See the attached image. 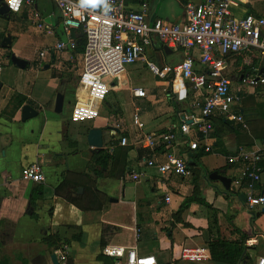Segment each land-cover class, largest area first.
<instances>
[{"label":"crops","instance_id":"obj_1","mask_svg":"<svg viewBox=\"0 0 264 264\" xmlns=\"http://www.w3.org/2000/svg\"><path fill=\"white\" fill-rule=\"evenodd\" d=\"M206 1L187 0V3ZM125 2L129 10L144 12L151 21L161 19L175 25L186 22L185 5L180 0ZM231 2L239 15L264 16V0ZM61 21L60 11L52 0H37L19 14L0 16V264H52L54 254L59 264L62 256L71 257L74 264H113L112 259L102 254L101 241L105 246L137 248L140 255L154 256L158 264H240L249 256L246 243L243 252L238 245V252L233 254L234 263L212 259L211 242L226 239L229 231H235L233 240L226 239L232 242H241L242 233L250 239L257 236L258 246L250 255H264V210L259 204L248 202L247 182L244 181V187L235 184L248 163L261 172L254 188L255 197L264 194V85L249 86L241 82L242 75L254 67H262L264 62L253 54L252 59L247 55L228 58L223 73L232 82V93L239 97L232 113L242 116L245 125L235 120L232 121L235 127L229 126L226 123L230 120L217 112L212 118L214 129L206 139L192 128V139L201 142L199 150L193 151L189 139L180 134L182 119L184 114L193 112L191 105L195 100L204 101L207 92L193 91L181 77L170 80V75L155 76L143 62L132 67L144 78L152 76L154 82L145 83V88L127 87L125 71L115 80L123 93L117 103L108 104L105 115L101 113L104 101L99 105L98 119L74 118L78 100L83 103L87 99L84 51L78 48L77 39L74 51L54 49L62 39ZM39 25L49 26L54 34L40 30ZM76 36L80 34L76 32ZM34 47H39L38 54L33 53ZM164 48L150 49L147 60H157L160 66H174L186 57L184 51L169 49L171 53L167 54ZM6 49L26 61L27 66L21 68L12 61L9 65ZM41 53H45L43 58ZM197 67L200 71L207 70L200 64ZM116 88L113 86L112 91ZM135 88H143L147 97H135ZM58 93L65 98L61 113L55 112ZM20 97L30 104L18 107L16 98ZM26 105L39 115L23 122L21 112ZM115 105L119 113L114 112ZM9 109H14L13 113L5 114ZM136 118L143 127L136 124ZM93 128L103 131L102 153L116 155V161L108 169H102L100 178L93 173L101 169L87 140ZM169 132L176 134L173 151L200 173L201 197L212 208L192 204L183 214L181 224H176L173 214L193 193L191 174L162 176L156 168H144L146 178L139 182L127 173L124 176L125 169H139L144 161L154 157L163 162L170 150L159 138ZM148 137L154 139L153 147L146 142ZM123 139L127 140L126 145H122ZM206 147L209 151L204 150ZM240 154L250 159L259 154L261 159L245 163L243 157L239 160ZM32 164L42 168L45 182L38 184L23 178V169ZM214 172L231 179L230 190L220 181L209 179ZM68 173H87L96 180L99 191L106 197L102 210L80 212L55 196L56 188ZM84 193L85 189L81 194L78 192ZM53 218L60 223L55 224ZM65 220L72 225L66 226ZM56 233L63 243L59 248H51L46 239ZM195 247L209 250L210 260L198 263L179 260L183 248Z\"/></svg>","mask_w":264,"mask_h":264},{"label":"built area","instance_id":"obj_2","mask_svg":"<svg viewBox=\"0 0 264 264\" xmlns=\"http://www.w3.org/2000/svg\"><path fill=\"white\" fill-rule=\"evenodd\" d=\"M61 14V34L54 49L57 52L74 51L77 48L76 32L86 38L83 54V77L87 86V99L78 103L73 117L80 121H93L100 117L99 105L111 92L107 80H118L126 71V67L140 62L147 65L155 76L172 75L181 77L195 92H207L204 101L192 103L193 112L184 114L180 134L189 139L191 150L200 148V141L192 139L194 128L205 139L213 130L212 117L222 114L226 119H235L245 125L242 116H234L232 106L239 100L231 91L232 82L224 75L229 57L235 55H254L264 62V16L252 13L237 14L233 10L231 0H207L201 4L187 3L184 7L186 22L182 25L167 23L161 19L151 21L144 12L129 10L125 0H52ZM37 0H4L10 14H19L25 6L35 5ZM40 30L54 34L49 26L39 25ZM163 47L184 51L186 57L178 64L160 66L155 61L147 60L150 49ZM45 53H41L43 58ZM207 68L200 71L198 65ZM264 65L254 67L241 76V82L249 86L264 85ZM2 67L0 65V71ZM133 94L137 98H146L143 88H135ZM198 111V113H194ZM136 124H143L136 118ZM159 140L170 151L165 160L157 158L144 161L137 168H131L130 177L139 182L146 178L144 168H156L162 176L178 174L188 176L187 162L173 151L176 134L169 132L160 136ZM150 147L155 145L154 139L148 137ZM127 140H122L126 145ZM205 151H209L206 147ZM258 162L261 155L254 154L251 159L245 154L240 158ZM232 162L235 160L232 159ZM142 168V169H141ZM22 176L25 180L41 184L45 175L39 164L24 168ZM261 179V172L246 164L241 170L237 186L247 182V200L259 204L264 210V194L255 197V185ZM169 199H167L168 201ZM258 246L257 236L246 242L248 252ZM102 254L113 260V264H158L154 256H143L137 248L106 246ZM211 258L209 250L203 247L183 248L179 260L184 262H206ZM64 259L62 256L61 260ZM240 264H264V255L245 256Z\"/></svg>","mask_w":264,"mask_h":264},{"label":"trees","instance_id":"obj_3","mask_svg":"<svg viewBox=\"0 0 264 264\" xmlns=\"http://www.w3.org/2000/svg\"><path fill=\"white\" fill-rule=\"evenodd\" d=\"M180 1L184 5H186L187 3V0H180ZM10 15L12 16L13 14H10ZM77 33L80 34V36H76V39L78 42V48L80 47V49L84 51L85 45H86V38L83 34H81V32H77ZM5 51H6L5 57L7 58L9 65H11V57L13 55V52L11 49H6ZM155 62H157V60H155ZM169 78L170 80H172L174 76L170 75ZM16 102L18 104V107H20L21 105L25 103L30 104L23 97L16 98ZM12 113L13 111L11 112L9 109L6 111L5 114L11 115ZM234 115L236 116V113ZM228 120H230V122H227L226 124H228L229 126L235 127L234 126L235 122H232V121H235V119H228ZM93 158L95 159L96 165H98L101 169V170H93V173L94 175L97 176V178H100L103 176L102 169H108L109 165L112 162L116 161V155L111 154L108 151H104L103 153L101 152L100 154H96L94 155ZM188 168H189V173L191 174L193 178L194 190H193V193L185 199V201L183 202L179 210L175 214H173V218L176 224L183 223V219H182L183 214L194 203H199L207 208L212 209L211 206L208 205L205 202V200L202 199L201 197L200 173L198 172V170H194V168L189 165H188ZM130 170L131 169L129 170L125 169L124 176L126 175V173L129 174ZM242 185L244 187L246 183L244 182ZM79 188L85 189V193L83 195L78 194ZM55 196L65 200L70 205L78 209L80 212L100 211L103 209L105 205V201H106L105 194L99 191L96 180L92 179L91 176L87 173H84V174L68 173L65 179L63 180V182L56 188ZM51 216L54 217V211H51ZM53 222L57 225L60 223V222H57L54 218H53ZM64 223L66 224V226L72 225L70 224V222H68V220H65ZM139 236H140V233H139ZM248 240H250V237L243 233L241 234V242L227 241L224 238H218V240H213L209 246L212 259L218 263H234L233 254L236 251L238 252L239 250L238 245L240 244V246L242 247V251L241 250L240 251L243 252L244 244ZM46 243L51 248H59L61 244L63 243V241L60 239L59 234L56 233V234L50 235L46 239ZM101 244L103 247H106L104 244V241H101ZM238 257L240 259L241 256H238ZM242 259H243V256H242ZM60 264H74V261L71 257L65 256L64 259L60 261Z\"/></svg>","mask_w":264,"mask_h":264},{"label":"water","instance_id":"obj_4","mask_svg":"<svg viewBox=\"0 0 264 264\" xmlns=\"http://www.w3.org/2000/svg\"><path fill=\"white\" fill-rule=\"evenodd\" d=\"M10 15L8 9L5 6L4 0H0V16H3L4 18H8ZM165 52L167 54H170V50L168 47L164 48ZM11 61L13 64L24 68L27 66V62L24 60H21L17 58L15 55H12ZM1 87V84H0ZM64 96L61 93H58L56 96V103H55V112L61 113L63 110L64 105ZM39 115V112L32 108L29 105H26L23 107L21 112V119L23 122H26L28 120H31L33 118H36ZM88 144L92 148L93 154H100L103 151V145H104V136L102 129L93 128L88 133ZM210 180L220 181L226 190H230L231 187V179L227 177L220 176L217 172H214L209 176ZM84 189L79 188L78 192L81 194L83 193ZM52 264H59V260L57 256L54 254L52 255Z\"/></svg>","mask_w":264,"mask_h":264},{"label":"rangeland","instance_id":"obj_5","mask_svg":"<svg viewBox=\"0 0 264 264\" xmlns=\"http://www.w3.org/2000/svg\"><path fill=\"white\" fill-rule=\"evenodd\" d=\"M33 53L35 52V53H39V47H34L33 48ZM147 58H148V55H147ZM149 60V59H148ZM169 64V63H168ZM169 65H171V64H169ZM245 65H247V62H245ZM136 67H126V72H127V75H126V78H127V84H126V86L128 85V86H132V85H134V86H140V87H143V88H145V83H149V82H154V78L152 77V76H147L146 78H144V76L142 75V74H140V72H137V71H135L134 69H135ZM239 77V76H238ZM107 82H108V85L111 87V92H110V94L108 95V97H107V99L105 100V102L103 103V108H101V113L102 114H104L105 115V113H107V111H108V109H109V107H107L108 106V104H110V105H113V103H117L118 102V100H119V98H120V95L123 93L122 92V88H120V87H118L117 86V82L115 81V80H107ZM113 86H114V88L115 87H117L116 88V90L115 91H112L113 89ZM127 86V87H128ZM165 99H166V97H165ZM85 100V99H84ZM80 101L78 100V103H79ZM166 103L168 104V101L166 100ZM17 104V103H16ZM118 106H119V104H117ZM117 105H115V110H114V112L116 111V113H119V109L117 108L118 106ZM14 106V105H13ZM77 106V105H76ZM12 109H10V111H11ZM235 233V231H233V232H231V231H229L228 232V234L226 235V239H229V240H233L232 238H233V234ZM262 251V250H261ZM247 253L248 254H251L250 252H248L247 251Z\"/></svg>","mask_w":264,"mask_h":264}]
</instances>
